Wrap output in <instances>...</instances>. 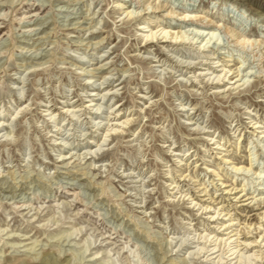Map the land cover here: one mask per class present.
<instances>
[{
    "label": "rangeland",
    "instance_id": "1",
    "mask_svg": "<svg viewBox=\"0 0 264 264\" xmlns=\"http://www.w3.org/2000/svg\"><path fill=\"white\" fill-rule=\"evenodd\" d=\"M116 1L0 0V264H264V0Z\"/></svg>",
    "mask_w": 264,
    "mask_h": 264
},
{
    "label": "bare ground",
    "instance_id": "2",
    "mask_svg": "<svg viewBox=\"0 0 264 264\" xmlns=\"http://www.w3.org/2000/svg\"><path fill=\"white\" fill-rule=\"evenodd\" d=\"M139 1V0H138ZM124 1L123 0H117L116 1V8L118 9V10H122V9H124V8H126L124 11H123V14L124 13H126L127 14V17H129V18H132L133 17V10H131L130 8L131 7H126L125 6V3H123ZM156 7H159L158 5H156ZM182 9H183V13L181 14V19L184 21V22H186V21H189V20H191V21H196V22H202V23H198L199 25H201V27L202 28H205V29H210V33H211V31H212V33H215V31L217 30V28L218 27H220L221 25H216L215 23H210L212 20H209V22L208 23H203V21H199V17H198V13H196V12H194L193 10H190V9H188L186 6H183L182 7ZM168 14H170V17H171V15L172 14H174L173 13V11H170ZM222 17V16H221ZM205 19V18H204ZM223 19V18H222ZM222 19L221 20H219V21H221L222 22ZM197 24V25H198ZM171 25H169V26H167V27H163L162 28V33H164V36H163V38H167V37H169V34L171 33V39L173 40V39H175L176 40V42L178 41V39H180L181 41H183L184 39H185V33H184V30L182 29V27L181 26H176V27H174V29H169V27H170ZM158 27L160 28L161 27V25H158ZM220 29H222V28H220ZM172 31H174V32H172ZM236 30H234V29H231V28H229V30H228V33H230L231 34V36H234L235 34H236ZM159 33V31H155V30H151V32H148L147 34H146V39H148V41H149V39H154V37H156V35ZM161 33V34H162ZM209 33V34H210ZM208 34V35H209ZM239 38V40H240V42L243 44V45H245V44H254V42L252 41V39H253V35H249V34H246L245 33V31H244V33H242L241 34V36H239L238 37ZM145 39V38H144ZM212 39V38H211ZM227 67H224L223 68V70H225ZM239 71V70H238ZM236 72L237 71H235L234 70V68L233 67H230L228 70H227V72H226V74H225V77H227L229 74H231L230 75V80L231 81H233V84H237V82H239V81H242V79H238L239 78V75H235L236 74ZM239 74V73H238ZM69 111V110H68ZM125 123V122H124ZM226 160H228V158L226 159ZM249 166H252V160H250V165ZM234 168L238 171V170H240V169H242L243 168V166H241L240 165V163H237V165H235L234 166ZM250 168V167H249ZM243 201H248L250 198H252V197H249L248 198V194H244L243 196ZM263 209H264V207H263ZM261 215H262V218L264 219V211H263V213H261ZM230 220V222H233V220L232 219H229ZM228 220V221H229ZM263 222V221H262ZM227 225V222L226 221H224L223 223H222V226H226ZM235 224H233V223H231V224H229L228 225V227L227 228H225V230H229L232 226H234ZM251 225H252V223H251ZM250 225V226H251ZM254 229H256V227L254 228ZM232 232V231H231ZM251 231L250 230H248L247 231V234L248 233H250ZM227 234V233H226ZM237 234V233H236ZM235 234V235H236ZM262 234V232L260 233V235ZM234 235H230L229 236V238L228 239H232V237H233ZM262 236V235H261ZM251 237L252 236H246L245 237V242L243 243L244 245H246V247H249V246H256V242H258V239H257V237H256V239H254V240H251ZM224 239V238H223ZM262 241H264V238L262 239ZM256 243V244H255ZM242 244V245H243ZM261 244H263V243H261ZM47 259V258H46ZM55 261V260H54ZM44 264H53V261H52V259L51 260H46L45 262H43ZM55 264V263H54Z\"/></svg>",
    "mask_w": 264,
    "mask_h": 264
}]
</instances>
